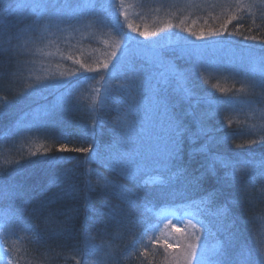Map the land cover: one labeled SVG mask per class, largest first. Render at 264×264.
I'll return each mask as SVG.
<instances>
[{
    "label": "trees",
    "instance_id": "16d2710c",
    "mask_svg": "<svg viewBox=\"0 0 264 264\" xmlns=\"http://www.w3.org/2000/svg\"><path fill=\"white\" fill-rule=\"evenodd\" d=\"M90 1L92 5L88 8L79 0H35L44 7L32 11L17 7L22 0H0V21L6 20L8 23V28L0 32V184L12 182L24 189L22 198L12 196L0 199L1 255L12 258L16 264H77L78 260L84 264L85 259L88 264H100L102 261L95 253L89 252L85 258L74 252V249L93 244L109 248L111 255L119 256V264H172L170 255L174 247H169L167 239L158 233L159 226L168 221L178 224L180 220L191 218L185 212L196 210L185 206L191 200H199L205 193L186 191L182 177L171 182L165 178L166 182L162 184V178L156 171L131 178L109 162L107 149L116 140L111 127H117L122 114L117 112L114 103L101 107V100L96 97L92 100L85 98V95L93 93L91 85L95 84L92 79L91 82L86 81L90 78L86 69L92 64L85 67L75 62L79 49L72 42L76 43L77 36L81 35L76 28L80 24L76 15L89 14L96 19L102 34L108 30L119 37L121 34L125 37L124 32L130 30L125 20H135L127 17L129 13L126 14L130 11L131 0H113L112 4L105 0ZM146 1L152 3L151 8L155 4L164 7V2L174 3L176 7L183 4L190 6L183 12L182 18L185 20L182 23V13L179 11L171 17L178 24H167L164 29L156 24L153 30L136 24L141 31L155 33L154 38L157 37L159 41H165L166 35L175 37L176 33L189 29L192 33L202 31L205 34L210 31L212 34L215 30L221 33L220 39L204 41L203 50L193 41L184 44L197 47L199 51L195 52L177 42H163L161 45L129 39L121 56L127 58L134 71L125 73L121 70L118 73L120 79H112L113 74H109L105 84L107 94L113 101L119 100L122 93L117 91V87L126 80L137 74L139 79H143L164 72L166 69L159 70L156 64H150L141 55L144 51L145 54L158 53L162 58L172 60L171 66L163 65L165 68L188 75L185 86L195 93L190 99H183L182 93L174 91L175 82L171 83L166 91L161 92L169 105L168 117L181 120L191 133H196L193 113L199 114L207 107L205 104L197 105L196 97H233L244 102L242 110L238 108L215 115L209 127L219 129V135L233 132L248 134L237 135L227 144L215 145L212 151L224 159L236 157L245 160L248 155L254 154L257 158L264 155V145H253V153H248L246 147H236V144L246 140H259L264 136V99H261L258 89L247 86L252 78L239 63L243 57L235 52L233 62L229 57L221 56L226 51V45L230 44L240 52L241 48L248 47L259 53L264 46V10L260 8V12L255 7L256 0H142L143 4H147ZM64 5L70 6L63 9L65 12L75 11L67 14L56 29L50 20L54 9ZM101 10L106 12L105 20L99 17ZM114 14H118L117 21L113 19ZM119 17L123 19L120 20L122 23ZM30 25L34 27L29 29ZM253 36L255 39H245ZM80 41L79 45L96 43L93 38L85 36ZM47 42L57 43L53 51L47 50L52 56L55 55L60 61L64 57L65 64H71L56 75H53L54 72L52 75L48 73L49 66L45 69L40 59L41 53L46 51L44 45ZM59 49L61 56L56 52ZM52 56L49 60H53ZM86 59H90L89 55H86ZM75 67L78 74L73 75ZM97 69L96 66L94 70ZM55 77L54 81H59L61 85L50 82ZM155 82L153 79L152 83ZM245 86L249 91L244 90ZM46 92L48 94L43 96ZM93 108L96 113H93ZM94 118L93 133L90 129ZM113 118L116 123H111ZM229 120L232 121L231 125H228ZM205 142L206 137L194 139L185 133L180 157L174 162L172 171L180 167L186 169L184 176L188 178L200 175L206 157L197 149ZM61 144L65 145L64 150H60ZM89 144H94L101 152V156L90 163L86 162L90 153L72 151L86 148ZM50 157H58L60 163L49 166L47 161ZM67 169L75 173V179L68 182L74 194L55 201L43 209L38 217L30 216L32 208L40 200L51 198L60 191L61 186L50 181ZM216 170V177L206 178V186L209 190L220 188L227 199L238 200L241 185L223 183L217 177H224L225 170L219 165ZM86 180L93 186L91 191L86 187ZM113 185H121L136 193L135 204L129 206L122 200L118 192L112 190ZM253 194H259V185ZM224 198L207 205V208L215 210L224 202ZM17 209L23 210L22 221L15 219ZM120 209L128 213V220L117 225L109 213L110 210ZM168 210H173L172 215H166L165 211ZM234 215L238 221L235 230L241 243L254 250H264V200L254 201L251 208L241 204L235 208ZM166 216L170 219H164ZM197 219L207 222L212 218L199 214L194 223ZM65 220H69V223L65 224ZM65 228H70V235L63 234ZM196 235L201 236L209 247L222 239L201 232H196ZM41 237L43 240L38 242ZM131 241H135V244Z\"/></svg>",
    "mask_w": 264,
    "mask_h": 264
},
{
    "label": "snow or ice",
    "instance_id": "6c2138e0",
    "mask_svg": "<svg viewBox=\"0 0 264 264\" xmlns=\"http://www.w3.org/2000/svg\"><path fill=\"white\" fill-rule=\"evenodd\" d=\"M17 7L24 10L41 9L40 3L35 0H22V3ZM70 8L69 5H64L62 8H58V13L63 14V9ZM6 12L9 9H5ZM73 12L75 10H72ZM63 22V20H61ZM32 25L29 26L31 29ZM8 28L6 20L0 21V32L5 31ZM213 35H219L218 31H213ZM141 36L147 37L148 35H155V33L141 32ZM195 35V33H193ZM202 38L198 36L197 39ZM255 39V37H245V39ZM112 56H116V63L112 65L115 70L112 75V79H120L118 73L123 70L125 73L134 71L127 58L124 56H117L116 52L112 53ZM249 59L254 63H259L264 66V46L261 47L259 53L255 50L249 52ZM83 67V66H82ZM104 68H108V64L103 65ZM92 71L91 68L86 69ZM155 79V84L152 80ZM188 81V75L185 73L176 72L174 69H167L159 73L157 76H145L143 79H139V74L130 80H126L124 83L118 85L117 91L122 93L119 100L113 101L112 98L105 93L104 97L100 101L101 107L110 103L115 104L117 112L122 113L121 122L123 127L120 130L113 129L116 133V140L114 144L108 146L109 162L114 164L120 172L124 175L137 178L142 173L147 171H156L161 176V183L175 181L177 178H183L184 188L186 191L193 193H205L199 200H191L185 207L189 209H195V212H185L186 216L191 217L188 223L194 229V238L198 243H193L188 246L189 251L186 255L185 264H264V250L252 249L243 243L236 226L238 221L234 215L235 208L241 204H246L249 208L252 207L253 202L256 200H264V155L257 158L254 154L248 155L245 160H240L236 157L229 159L221 158L216 155L212 148L218 144H227L229 140L237 135H245L247 132L241 133H226L219 135V129L209 127L211 119L222 112L235 111L238 108L242 110L244 102L237 100L233 97L225 99L215 98L209 99L207 97H196V104H205L206 110L199 114L193 113V119L197 126V132L191 133L187 126L183 122L175 117H168L165 137L157 135L154 131L155 125H147L142 127V117L140 112L143 107V100L151 91V107L149 111L159 112L162 108L165 115L169 112V105L161 96V92L166 91L168 86L175 82L176 88L174 91L182 93L183 99H190L195 96L194 91L187 88L185 85ZM248 86L252 89H258L261 99H264V72L260 73L259 79L252 78L248 81ZM223 91V90H221ZM93 113H96V109H92ZM232 121H228V125H231ZM151 129V130H149ZM94 133L95 131V118L92 128L90 129ZM185 133H188L192 138H198L200 136L206 137V142L197 151L205 154L206 162L202 166L203 171L198 176H192L188 178L184 176L186 169L177 167L173 172L172 168L174 162L179 159L182 151V137ZM264 145V136L259 140H246L243 143L236 144L237 148L246 147L248 153H253V145ZM60 150H64L65 145L61 144ZM75 152L90 153L86 162H91L101 156V152L94 144H89L86 148L72 149ZM49 166L60 163L58 157L48 158ZM217 165L221 166L225 170L224 177H217L218 180L227 184L231 182L233 186L241 185L240 197L238 200L233 201L227 199L222 189L213 187L211 190L206 186V178L211 179L217 176ZM25 171L27 169H24ZM166 178V180H165ZM75 179V173L72 169L64 170L63 173L56 174L51 184L60 185V191L54 193L51 198H45L40 200L31 210L30 216H39L43 209L49 207L55 201L63 199L67 196L74 194L72 186L68 183ZM86 187L91 191L93 186L90 181H85ZM259 185V194L253 193L257 190ZM112 190L118 192L122 200L126 201L129 206L135 204L137 198L136 193L130 192L121 185H113ZM24 189L15 183L9 182L6 184H0V199L9 198L12 196L23 197ZM174 194V192L172 193ZM224 198V202L220 204L215 210H210L207 205ZM110 218L117 225L123 224L128 220V213L123 209L110 210ZM204 214L212 219L207 222L204 219H197L193 223V219L197 215ZM15 219H23V210L17 209ZM65 224L69 223V220L64 221ZM199 224V228H197ZM215 228V231H213ZM180 229H176L179 231ZM70 228L63 230L64 235H70ZM196 232L206 233L207 236L216 238L222 237L216 245L209 247L208 244L202 239L201 236L196 235ZM55 235V234H53ZM51 238V237H50ZM43 237L40 238L41 242ZM133 245L135 241H131ZM172 247V245H168ZM104 251V246L97 247L93 244H87L85 248L74 249L76 255L80 257H87L89 252L95 253L98 257L101 252ZM95 258V257H94ZM80 264V261H77ZM84 264H88L85 259ZM106 264H119V256L106 254Z\"/></svg>",
    "mask_w": 264,
    "mask_h": 264
},
{
    "label": "rangeland",
    "instance_id": "374dc122",
    "mask_svg": "<svg viewBox=\"0 0 264 264\" xmlns=\"http://www.w3.org/2000/svg\"><path fill=\"white\" fill-rule=\"evenodd\" d=\"M80 4H84L85 6H88V8H90L91 1L90 0H79ZM106 3L108 4H112L113 0H105ZM152 1V0H150ZM161 1V0H159ZM147 4H143L142 0H131L129 2V12H127L126 14L129 13V16H127L130 19H134V21L131 20H125V23L127 25V27L130 28L129 32H124L126 34V36L124 37L122 34L121 36H114L111 34L110 31L106 30L107 32L105 33H101L100 32V28L97 27L96 25V19H93V17H91L89 14H79L76 15L78 21L80 22V24L78 26H76V28L79 30L80 34L83 35H79L77 36V42L74 43L72 42L74 45L78 46L79 49V53H77L75 57V62L77 64H82L85 67L91 65L89 68L93 69L92 71H89V79H87L86 81L91 82V79L93 81V84H95L94 86L91 85V89L93 90V93L91 95H85L86 99H94L95 97L98 100H101L103 98V96L105 95L106 92V86L105 84L108 82L109 79V74H114L115 70L113 69L112 65L115 63V61L117 60L116 56H112L113 52L117 53V56H121L123 49H125L127 47L128 41L129 39H140L142 41H147L148 43L151 42L152 44H163V42H167V43H179L184 45L186 42L189 41H193L197 43V47L198 48H202V50L204 49V41H211V40H216V39H220V35H213L210 32H207L208 34H205L202 31H198V32H193L195 33V35H193V33L191 32V29H189L188 31H182L180 33H176L174 36L172 37V35H166L167 39H165V41H159L157 39V37L154 38V35H148L147 37L141 36L140 33L144 32L141 31V29L139 30V27L136 26L140 25L143 28H147L150 30H153L155 27V24L158 25V27H162L163 29L167 26V24H178L174 21L171 20V17H174L173 14L178 13L179 11L182 13L180 15V19H182L180 22L182 23L185 18L183 17V12H185L189 9L190 6H187L186 4H183L182 6L176 7L173 6V4H169L167 2H164L165 6L164 7H159V5L155 4L152 8V3H150L149 1H146ZM255 7L260 11V8L262 10H264V0H256L255 2ZM81 7H83L81 5ZM105 7V6H103ZM109 7V6H108ZM58 7H56L54 9V14L52 15L51 18V22H53V24L56 25V29L59 28L60 26V22L61 20H64L67 14H73L72 13H68L65 12V10H63V14L58 13L57 11ZM115 12V11H114ZM264 13V12H263ZM100 14H102L101 17L103 20H105V16L104 14H106V12H103L102 10L100 11ZM169 14V15H168ZM120 15V14H119ZM167 15L169 16V19H167ZM118 14L115 15L114 14V21L118 20ZM120 20L121 17H119V22L122 23ZM118 22V23H119ZM158 22V23H156ZM101 23V22H100ZM99 23V24H100ZM117 25V24H116ZM122 26V25H121ZM120 26V28L122 29V27ZM53 27V26H52ZM146 33V32H145ZM150 34V33H149ZM93 38V41H95L96 45H90L85 43L84 44H80L81 42L80 39L82 38ZM198 36H202V38L197 39ZM172 37V38H169ZM153 38V39H151ZM243 43V42H241ZM48 44V45H47ZM46 45H44V47H46V51H43L40 55V59L43 62V64L45 65V69L48 68V73L54 72L56 75L58 71H61L62 68H66L68 64H65L66 62H64V57H61V61L54 56H52V53L48 52V49H51L52 51L55 49V47L57 46L56 44H52L51 42H47ZM227 47H225L224 50H226L224 53L221 54L222 57H229L231 59V61L235 62L234 60V56L233 53L237 52L239 53L243 59L239 60V63L243 66L244 71L248 73L249 76H251V78H255V79H259L260 73L264 72V66L260 65L259 63H254L249 59V52L252 50V48H248V47H243L241 48V52L238 51L235 46H232V44H230L229 46L226 45ZM50 47V48H49ZM184 47H186V49L190 50L191 52H195V51H199V49L197 47H194L193 45H184ZM58 53L61 54V49H59V51H56ZM201 52V51H200ZM89 55L90 59H85L86 55ZM147 61H149L150 64H156V66L158 67V69L161 71H164V69H166L164 66L166 65V67L171 66L172 60L171 59H164L161 57V55H155L152 52H148L145 54V51L141 54ZM53 57V60H49L50 57ZM84 57V58H83ZM83 58V59H81ZM163 59V60H162ZM56 60V61H55ZM50 61V63H49ZM68 61V60H67ZM107 63L108 64V68H104L103 65ZM71 65V64H70ZM164 65V66H163ZM56 66V68H55ZM97 66V71L94 70V68ZM235 67V66H234ZM236 68V67H235ZM74 72L72 73L73 75L78 74V70L77 68H73ZM51 75H46V77H49ZM45 78V77H44ZM56 80L54 78L50 79L53 85L56 84V82L61 85L62 83H60L59 81H54ZM49 82V83H50ZM50 83V84H51ZM248 86V85H247ZM247 86H245L244 90H248ZM249 87V86H248ZM221 89V88H220ZM219 89V91H220ZM249 91V90H248ZM217 93V92H216ZM48 93H44L43 96L47 95ZM213 95V94H212ZM151 99H152V93L151 91L148 92L147 96L144 98L143 100V107L142 110L140 112V116L143 118L142 119V124L141 126H147V125H155V133L161 137H165L167 135L166 132V126H167V120H168V115H165L163 109L161 108L159 112L157 111H149V108L151 107ZM214 99V98H212ZM122 114V113H121ZM120 117L118 119V122L116 123L115 118H113V120L111 121V123L115 122L116 123V128L117 130H120L123 127V124L121 121ZM120 122V123H119ZM118 124V125H117ZM109 127V126H108ZM111 129L113 130L114 127ZM151 130V129H149ZM115 133V132H114ZM116 134V133H115ZM147 172H151V171H147ZM166 215H172L173 210H168L165 211ZM170 219L167 216L164 217V219ZM189 219H184L183 221H179L178 224H180V226H177L178 224L176 223H172L171 221L165 222L160 224L159 226V230L158 233L163 235L170 243V245H172L174 248L172 250L171 253V259H172V264H185V260H186V255L189 251L188 246L190 244L193 243H198L197 240H195L194 238V229L191 227V225L188 223ZM193 223H194V219H193ZM176 229H180L179 231H176ZM1 247H0V255H1ZM106 254H111V250L109 248H104V251L100 253V255L98 256L99 259L102 261L100 264H106ZM12 258H7L4 256H0V264H16L13 260H11ZM193 264H195V261H193Z\"/></svg>",
    "mask_w": 264,
    "mask_h": 264
}]
</instances>
